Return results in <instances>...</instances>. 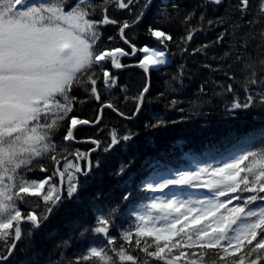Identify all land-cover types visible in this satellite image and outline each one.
<instances>
[{"label":"snow or ice","instance_id":"snow-or-ice-1","mask_svg":"<svg viewBox=\"0 0 264 264\" xmlns=\"http://www.w3.org/2000/svg\"><path fill=\"white\" fill-rule=\"evenodd\" d=\"M151 2L144 0L131 22H121L110 15V8L131 11L139 0H100L99 4L95 0H0V242L7 250V255L0 253V262L8 259L25 234L31 236L47 222L65 194L68 199L77 195L80 185L75 174L87 177L93 167L100 166L99 161L93 163L90 153L70 151L78 127L98 124L103 109L125 115L113 102L102 101L98 80L107 88L115 86L117 79L111 69L127 67L121 62L123 57L143 54L136 66L146 74L169 62V42H174V37L162 26L150 25L147 29L156 47L137 48L127 35L126 30L143 19ZM208 2L219 6L224 0ZM231 7L234 13L228 15L233 18L227 21L231 31L224 26L223 17L208 20L207 24L220 29L215 43L232 37L235 60L241 62L257 37V49L264 50V27L256 28L264 23V0H259L255 18H248L251 0H236ZM194 15L184 17L187 30L178 46L191 42L198 30L189 27ZM199 19L203 22L205 16L201 14ZM108 24L117 26L119 39L128 50L98 44L99 27ZM113 39L108 37L109 41ZM182 51L187 48L182 47ZM257 63L264 70V58L244 63L242 70L248 73L247 84L261 86L259 97L246 87L245 101L235 100L232 110L248 109L256 99L264 104V80L257 79ZM96 68L102 76L97 75ZM225 75L229 80L236 79L234 73ZM77 88H84L100 102L101 115L95 120L80 119L74 114L77 97L72 93ZM226 90L232 92L233 85L228 84ZM148 91L145 86L134 98L133 115L139 113ZM171 103L175 105L176 100ZM166 126L163 120L147 125L153 129ZM57 133L62 134L64 145L58 144ZM245 135L246 143L254 139ZM132 138L131 134L120 136L113 130L104 151ZM91 143L97 148L100 144L97 140ZM245 161L249 163L242 167ZM37 168L43 173L51 170L52 174L31 178L29 173ZM69 169L74 172L68 175L65 188ZM56 176L60 177L59 186L52 183ZM175 188H204L212 195L183 199L172 192ZM144 190L152 195L141 205L142 211L131 213L134 224L122 229L118 236L111 230L119 207L99 210L94 224L80 233L85 238L90 233L92 239L69 264H264V142L217 165L178 169L155 182L149 178ZM131 195L127 193L123 199L128 201ZM25 224L31 226L27 233Z\"/></svg>","mask_w":264,"mask_h":264},{"label":"trees","instance_id":"trees-1","mask_svg":"<svg viewBox=\"0 0 264 264\" xmlns=\"http://www.w3.org/2000/svg\"><path fill=\"white\" fill-rule=\"evenodd\" d=\"M95 2L99 4L100 0ZM143 3L144 0H139L138 4L131 7V11L110 8V15L121 22H131ZM235 3L236 0H224L223 4L217 6L208 0H154L141 22L126 30L137 48L145 45L156 47L157 42L149 37L147 29L150 25L162 26L174 37V42H169L171 62L152 70L149 82L147 74L136 65L120 70L111 69L117 79L116 85L111 88L98 80L97 88L102 101L113 102L125 115L120 116L112 109H103L98 124L78 127L75 132L78 142H70V151L90 153L93 163L99 161L100 166L93 167L87 177L76 174L80 185L77 195L68 199L65 194L62 204L47 222L33 231L31 236L25 234L8 259L0 264H69L92 239L90 233L86 238L81 237L80 233L94 224L99 210L119 207L115 228L111 230L114 236L134 224L131 213L139 211L152 195L144 190V183L149 178L168 173L170 169L187 165V162H212L229 156L233 151L261 146L264 142V122L258 121H264V104L256 99L248 109L231 108L235 100L245 101L246 87L251 88L255 96L260 95L258 89L261 86L247 84L248 73L242 70L244 63L258 62L264 58V50L257 49L259 37L250 44L243 61L237 62L232 37L229 36L223 43H215L220 29L207 24L208 20L223 17L226 21L224 26L229 27L227 21L233 17L228 13H234L231 5ZM173 4L178 5V8L173 9ZM251 4L248 18H255L259 0H251ZM190 13L195 15L189 27L195 26L198 30L191 42L178 46L187 30L183 23L184 17ZM201 14L205 16L203 22L199 19ZM236 16L238 18V14ZM96 18H100L99 12ZM261 27H264V23L256 25L257 30ZM99 32V45L120 46L128 50L119 39L117 26L101 25ZM108 37L114 39L109 41ZM203 45L209 47L205 49ZM182 47H186L187 51H182ZM197 49L199 51H194ZM121 62L127 64L130 61L123 57ZM134 62H138V59ZM255 70L257 79L264 80V75H260L264 70L258 63ZM95 71L98 76H102L99 68ZM225 73H234L236 79L229 80ZM148 84L145 102L139 113L133 115L136 108L134 98ZM228 84L233 85L232 92L226 90ZM72 95L77 97L74 114L80 119L95 120L100 115L101 104L90 92L77 88ZM172 100H176L175 105L171 103ZM157 120L165 121L167 126L155 129L147 127ZM113 130L120 136L131 134L133 138L127 142L121 141L106 152L104 148L110 142ZM61 133H57L58 144L64 145ZM245 134L254 139L246 143ZM92 140L100 142L98 148L91 143ZM93 148L96 151H91ZM69 160L76 162L73 156ZM81 164L84 166L83 162ZM51 174V170L43 173L37 168L29 176L42 178ZM127 193L132 195L125 201L123 196ZM23 228L26 233L31 230L28 224L23 225ZM65 241L68 243L65 244ZM0 253L7 255L3 242H0ZM205 259L209 260V257Z\"/></svg>","mask_w":264,"mask_h":264},{"label":"rangeland","instance_id":"rangeland-1","mask_svg":"<svg viewBox=\"0 0 264 264\" xmlns=\"http://www.w3.org/2000/svg\"><path fill=\"white\" fill-rule=\"evenodd\" d=\"M235 156V155H234ZM232 158V157H231ZM229 158V159H231ZM227 159V160H229ZM227 160H225L224 162H226ZM223 163V162H222ZM249 162L242 164L241 166L244 167L245 165H247ZM220 164V163H219ZM217 165V164H216ZM197 166H203L201 164H198L194 167H192L191 169H195ZM191 169H188V170H191ZM187 170V169H185ZM73 173V171H70V174ZM66 178V177H65ZM183 189V188H182ZM181 190H178L177 188L173 189L172 192L175 193L176 195H178L180 198H183V199H206V198H210L211 197V193L208 192L207 189H204V188H198V189H192V188H186L188 191H184V192H177V191H182ZM176 190V191H175ZM171 194V193H170ZM258 202V201H257ZM234 204L236 203V201L233 202ZM142 211V209H141ZM179 227V226H178Z\"/></svg>","mask_w":264,"mask_h":264},{"label":"bare ground","instance_id":"bare-ground-1","mask_svg":"<svg viewBox=\"0 0 264 264\" xmlns=\"http://www.w3.org/2000/svg\"><path fill=\"white\" fill-rule=\"evenodd\" d=\"M148 87H149V85H148Z\"/></svg>","mask_w":264,"mask_h":264}]
</instances>
